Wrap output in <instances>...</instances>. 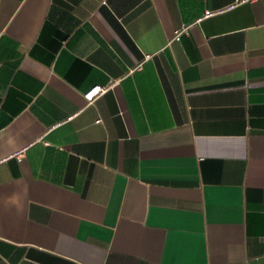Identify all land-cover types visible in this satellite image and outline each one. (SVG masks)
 Here are the masks:
<instances>
[{"label":"crops","instance_id":"crops-1","mask_svg":"<svg viewBox=\"0 0 264 264\" xmlns=\"http://www.w3.org/2000/svg\"><path fill=\"white\" fill-rule=\"evenodd\" d=\"M0 264H264V0H0Z\"/></svg>","mask_w":264,"mask_h":264},{"label":"built area","instance_id":"built-area-1","mask_svg":"<svg viewBox=\"0 0 264 264\" xmlns=\"http://www.w3.org/2000/svg\"><path fill=\"white\" fill-rule=\"evenodd\" d=\"M187 27L184 26L182 29H178L175 32V38L180 39V35L183 31H186ZM146 57H150L149 54L146 55ZM110 87V84L107 85H95L91 89H89L87 92L84 93V97L88 102H92L96 99V97L103 92H105Z\"/></svg>","mask_w":264,"mask_h":264}]
</instances>
